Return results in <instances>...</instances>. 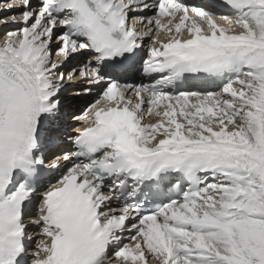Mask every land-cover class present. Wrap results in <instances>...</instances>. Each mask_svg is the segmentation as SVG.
<instances>
[{
	"label": "snow or ice",
	"instance_id": "1",
	"mask_svg": "<svg viewBox=\"0 0 264 264\" xmlns=\"http://www.w3.org/2000/svg\"><path fill=\"white\" fill-rule=\"evenodd\" d=\"M0 264H264V0H0Z\"/></svg>",
	"mask_w": 264,
	"mask_h": 264
},
{
	"label": "bare ground",
	"instance_id": "2",
	"mask_svg": "<svg viewBox=\"0 0 264 264\" xmlns=\"http://www.w3.org/2000/svg\"><path fill=\"white\" fill-rule=\"evenodd\" d=\"M63 70V69H62Z\"/></svg>",
	"mask_w": 264,
	"mask_h": 264
}]
</instances>
